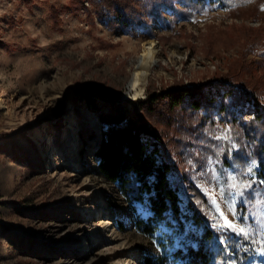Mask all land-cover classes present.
Wrapping results in <instances>:
<instances>
[{
	"label": "rangeland",
	"instance_id": "obj_1",
	"mask_svg": "<svg viewBox=\"0 0 264 264\" xmlns=\"http://www.w3.org/2000/svg\"><path fill=\"white\" fill-rule=\"evenodd\" d=\"M186 12L176 17L162 11L163 20L155 18L140 31L127 30L114 16L102 20L90 0H0V264H145V258L182 264L172 255L181 247L176 229L163 224L154 236L142 233L117 184L101 175L98 114L86 104L77 109L73 94L92 92L98 108L110 113L115 106L104 96L126 103L150 92L202 85L210 98L227 91L218 80L233 77L264 85L261 56L249 51L264 39V0H236L229 9L216 1ZM150 41L157 63L145 77L144 94L133 98L130 84ZM253 115L249 110L246 117ZM164 130V158L183 210L190 185L201 192L211 225L222 222L216 204L231 219L230 185L255 177L254 198L246 207L237 201L236 211H264L253 171L249 176V169L224 165L200 144L175 149L176 128ZM228 130L221 122L220 143L229 139ZM183 220L184 236H202L192 219ZM228 235L239 247L221 240L227 252L249 255L241 264H264V253L257 251L264 244L250 246L243 235ZM186 241L196 246L193 238Z\"/></svg>",
	"mask_w": 264,
	"mask_h": 264
},
{
	"label": "trees",
	"instance_id": "obj_2",
	"mask_svg": "<svg viewBox=\"0 0 264 264\" xmlns=\"http://www.w3.org/2000/svg\"><path fill=\"white\" fill-rule=\"evenodd\" d=\"M216 1L229 9L236 0H90V3L102 20L114 16L127 30L142 31L149 28L153 19L163 20L162 11L184 17L186 11L208 9ZM250 47L249 51L260 54L264 65V39L252 42ZM218 82L227 91L210 98L202 85L150 92L145 99L126 103L120 97L104 96L115 106L110 113L98 108L92 92L76 90L73 94L77 109L86 104L98 114L101 139L95 157L101 175L117 184L142 233L154 236L163 224L176 229L181 247L172 255L182 264H241L249 255L238 254L235 249L226 251L225 246H231L232 241L226 240L224 246L217 239L220 234L211 226L203 196L190 185L187 213L183 210L179 190L170 179L172 165L164 158V150L168 148L164 129L176 128L175 149L200 144L205 155L215 156L224 165L236 164L237 171H247L255 162L252 171L264 192L261 183L264 181V85L238 77L221 78ZM249 110L254 111L251 118L246 117ZM221 122L229 129L225 143L217 139ZM183 219H192L203 229L202 236H184ZM190 238L196 246L187 245ZM158 260L145 258V264H160Z\"/></svg>",
	"mask_w": 264,
	"mask_h": 264
},
{
	"label": "snow or ice",
	"instance_id": "obj_3",
	"mask_svg": "<svg viewBox=\"0 0 264 264\" xmlns=\"http://www.w3.org/2000/svg\"><path fill=\"white\" fill-rule=\"evenodd\" d=\"M135 98V97H133ZM217 139H221V137H217ZM233 148L235 145L232 146ZM255 162H253L254 164ZM252 168H249V176H251ZM204 171V169H201ZM213 173H215V168L212 169ZM215 178V176L213 177ZM133 182L134 181V178ZM233 181H236V176H231ZM256 182V178L252 177L250 181L246 183H233L230 185L231 188L235 189V191H230L228 193V197L226 199L230 200L231 206L229 207V211L231 212V219L228 218L227 215L223 211H219V205L216 204V208L218 210L219 218L222 222L211 225L220 235H218L217 239L219 240H228L232 241L236 244L237 248L239 247L238 240H233V237L228 235L229 233H234L236 237H243L248 240L250 246L256 243L264 244V211H261L257 215H253L249 212H241L237 213L236 204L237 201L244 207L247 206L249 198H254L255 192L253 191V184ZM264 183V181H261ZM221 194L223 195V189H221ZM213 203L215 204V200L213 199ZM253 227L256 228V231L253 232ZM191 231H195V229H189ZM251 237V239H249ZM258 237H262L259 238ZM257 251L264 253V248H260Z\"/></svg>",
	"mask_w": 264,
	"mask_h": 264
},
{
	"label": "bare ground",
	"instance_id": "obj_4",
	"mask_svg": "<svg viewBox=\"0 0 264 264\" xmlns=\"http://www.w3.org/2000/svg\"><path fill=\"white\" fill-rule=\"evenodd\" d=\"M157 52L155 51V45L152 41L144 44L143 52L141 55L140 63L138 64V68L134 73V79L132 81V88L134 89V97L138 98L144 94V86L143 82L145 81V77L149 74L151 69L156 66L157 63ZM41 90L47 89L46 83H41ZM40 88V87H39ZM3 99V98H2ZM6 100H2L1 104H5ZM62 136L60 135L51 145L53 148H56L61 140ZM125 264H133L131 261Z\"/></svg>",
	"mask_w": 264,
	"mask_h": 264
},
{
	"label": "water",
	"instance_id": "obj_5",
	"mask_svg": "<svg viewBox=\"0 0 264 264\" xmlns=\"http://www.w3.org/2000/svg\"><path fill=\"white\" fill-rule=\"evenodd\" d=\"M131 84H132V82H131ZM131 84H130V85H131ZM131 91H134V89L132 88V86H131Z\"/></svg>",
	"mask_w": 264,
	"mask_h": 264
}]
</instances>
